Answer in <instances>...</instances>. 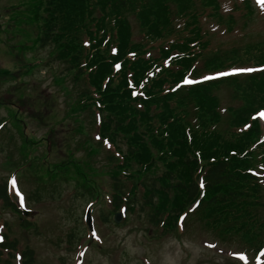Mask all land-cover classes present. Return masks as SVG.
<instances>
[{
    "label": "trees",
    "instance_id": "obj_1",
    "mask_svg": "<svg viewBox=\"0 0 264 264\" xmlns=\"http://www.w3.org/2000/svg\"><path fill=\"white\" fill-rule=\"evenodd\" d=\"M26 3L24 11L36 23V46L49 49L53 61L62 65L56 81L70 79L79 91L70 103V112L79 115L97 106L101 113L100 134L114 147V152L105 156L107 169H101L110 181L113 213L119 206H126L128 214L149 209L147 218L152 224L164 220L165 226L172 229L177 216L198 198L197 180L204 172L206 190L198 218L206 220L221 240L238 238L243 247L253 252L263 247L264 188L248 171L256 170L258 165L264 167V144H258L259 125L250 120V115L264 106V73L242 81L230 78L171 90L195 63V76L230 65L264 64V44L246 46L238 55L234 50L203 54L208 44L201 30L206 13L211 21L222 22L217 0ZM244 12L247 18L253 14L248 1ZM130 17L138 25V42L133 40ZM114 46L115 56L110 52ZM155 48L159 50L158 58L146 57ZM175 53L178 57L164 67L163 59ZM115 62L121 63L118 72H114ZM153 66L162 72L140 85ZM177 67L179 71L175 72ZM128 73L131 78H127ZM128 79L144 97L132 98ZM223 83L230 86L233 99L240 102L238 108L228 110L226 118L220 114L215 95ZM95 101L98 102L94 104ZM17 132L20 150L33 152L32 147L42 141L29 140L20 127ZM92 149L101 151V144ZM83 163L67 161L64 167L84 178ZM3 212L19 214L6 182L0 183V223ZM4 226L8 231L11 228L7 222ZM20 226L26 228L27 223ZM16 243L4 236L0 264H10L8 260L13 256L9 253L7 257L1 250L14 251ZM22 261L34 264L32 251L25 250Z\"/></svg>",
    "mask_w": 264,
    "mask_h": 264
},
{
    "label": "rangeland",
    "instance_id": "obj_2",
    "mask_svg": "<svg viewBox=\"0 0 264 264\" xmlns=\"http://www.w3.org/2000/svg\"><path fill=\"white\" fill-rule=\"evenodd\" d=\"M232 1L237 0H224L223 5L230 6ZM26 2L27 0H0V124L8 121V125L0 132V150L3 151V154L0 152V178L8 175L9 170L6 169L10 164L25 160L22 172L13 173L14 182L25 196L27 207L39 213H31L36 220L37 229L19 231L12 214L4 212L3 217L9 225H16L12 231L14 237L33 250L36 264H74V260L79 259V255L75 254V236L72 239H68V236L83 231L82 212L89 198L81 196L80 190L91 187L85 183L84 178L87 176L79 178L70 174L58 162L65 159L70 151L75 158H87V132L92 137L93 128L89 123L90 118L81 116L79 122L83 127V132H80L82 137L73 135L79 126L75 121L63 122L62 118L69 110L78 89L68 79L62 84L66 88V92H63L53 78L54 73L58 75L60 72L58 64L49 63L39 70L33 69L37 64H34L32 56L43 58L48 56V52L33 51L37 48L36 23L24 11L28 7ZM251 2L260 7L259 11L263 10L262 3L258 0ZM259 11L257 10L258 13ZM214 42L224 45L264 43V20L252 16L244 31L237 27L230 35L218 29ZM26 50L29 52L26 53ZM219 96L224 107L232 105L229 87H223ZM16 121L19 122L18 127L24 121L27 122L28 128L36 133V137H45L43 144L36 147L37 156L47 151V132L49 133L55 147L48 148L47 162H41V157H32L29 149L20 150L21 140L15 130L18 128L15 126ZM69 129L72 134L68 132ZM26 136L29 140L34 138L31 134ZM73 137L75 143L72 141ZM68 142H71L70 147L66 144ZM82 143L83 150L75 149ZM7 155H10V164L5 159ZM103 158L98 155L92 160L96 166L101 167L104 166ZM32 160H37L38 163L34 164ZM89 174L94 182L97 173L89 169ZM68 180H78L83 185L75 191L79 196L72 195L74 183L67 182ZM108 209L104 205L95 210L97 236L103 243L100 247L91 246L83 264H237V261H231H235V254H229V251L233 253L239 250L238 243L217 241L193 215L185 220L182 235L173 233L160 238L144 217L130 216L122 226L124 220L118 225H101L98 220L100 211L108 215Z\"/></svg>",
    "mask_w": 264,
    "mask_h": 264
},
{
    "label": "snow or ice",
    "instance_id": "obj_3",
    "mask_svg": "<svg viewBox=\"0 0 264 264\" xmlns=\"http://www.w3.org/2000/svg\"><path fill=\"white\" fill-rule=\"evenodd\" d=\"M259 3H264V0H258ZM234 71L236 72H253V71H256V69H253V68H240V69H235ZM205 79H208V77H205ZM193 81H189V80H185V83H192ZM261 117L264 118V112H261L260 113ZM105 143H107V141H105ZM15 183V182H13ZM201 187H203V185H201ZM183 219V218H181ZM2 239V238H0ZM212 245H210L211 247ZM240 259H244V256L241 254L240 255Z\"/></svg>",
    "mask_w": 264,
    "mask_h": 264
}]
</instances>
